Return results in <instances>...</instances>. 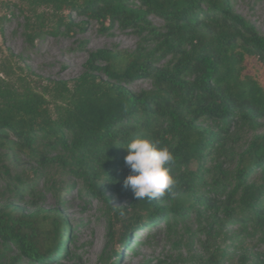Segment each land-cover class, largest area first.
<instances>
[{"label":"trees","instance_id":"1","mask_svg":"<svg viewBox=\"0 0 264 264\" xmlns=\"http://www.w3.org/2000/svg\"><path fill=\"white\" fill-rule=\"evenodd\" d=\"M23 1L31 43L42 34L35 16L41 18L39 10L44 8L53 17V33L61 26L70 33L76 13L96 21L104 31L115 24L131 28L154 47L92 53L82 75L47 90L54 107L44 93L12 87L0 76V146L39 164L73 171L86 180L95 197L107 189L130 196L131 205L121 211L127 218L124 228L166 213L179 217L197 206L232 217L240 206L247 212L241 221L252 220L264 229L263 193L247 183L252 170L264 164V133L240 154L237 182L228 192L221 191V199L216 195L225 176L220 164L213 166L212 157L219 138L200 124L203 119H221L224 124L218 131L227 133L232 122L264 118V35L235 13L231 0ZM151 16L160 17L163 26H155ZM97 60L105 65L98 66ZM138 77L150 80L152 88L129 89L128 83ZM135 136L167 145L175 157L169 167L176 183L154 200H136L123 185L130 174L125 146ZM48 146L63 154L48 157ZM213 168L222 175L209 184L214 196H199L197 183ZM70 232L59 209L27 212L13 203L0 208V238L33 261L54 258ZM109 235L115 239L113 223ZM224 257L225 250L217 247L211 260L218 264Z\"/></svg>","mask_w":264,"mask_h":264},{"label":"rangeland","instance_id":"2","mask_svg":"<svg viewBox=\"0 0 264 264\" xmlns=\"http://www.w3.org/2000/svg\"><path fill=\"white\" fill-rule=\"evenodd\" d=\"M231 3L236 14L264 35V0ZM23 4V0H0V76L12 87H32L44 93L52 107L54 100L47 90L56 82H70L82 75L92 53L134 52L139 46L147 50L154 47L131 28L115 24L104 31L96 21L76 13H72L70 33L64 26L53 33V17L44 8L39 10L42 19L35 16V26L42 34L31 43L26 36L22 11L27 8ZM150 20L157 27L164 24L158 16H151ZM96 63L100 67L105 65L104 60ZM127 86L137 92L152 88V83L138 77ZM200 124L219 138L212 157L213 166L220 164L225 176V184L216 197L225 199L221 191L228 192L236 184L239 156L255 136L264 133V118L232 122L227 133L218 131L224 124L221 119H203ZM45 151L48 157L63 154L60 148L51 146ZM204 176V182L197 183V193L213 197L209 184L222 175L213 168ZM247 183L258 187L264 196V164L252 170ZM22 187H27L23 194ZM131 202L130 196L109 189L103 196L95 197L86 180L73 171L58 164H39L0 146V208L13 203L27 212L59 209L71 228L61 252L40 262L22 256L16 246L0 238V264H217L211 260L217 247L225 250V257L218 264H264V229L252 220L241 221L240 217L247 216V212L240 206L232 217L222 211L214 215L197 206L179 217L166 213L153 218L156 220L128 223L124 228L127 218L121 211ZM110 223L114 224L115 239L109 235Z\"/></svg>","mask_w":264,"mask_h":264},{"label":"clouds","instance_id":"3","mask_svg":"<svg viewBox=\"0 0 264 264\" xmlns=\"http://www.w3.org/2000/svg\"><path fill=\"white\" fill-rule=\"evenodd\" d=\"M125 147L127 155L124 159L130 174L125 177L123 185L132 190L136 200L157 199L174 187L176 180L169 166L175 162V157L167 145L135 136Z\"/></svg>","mask_w":264,"mask_h":264}]
</instances>
